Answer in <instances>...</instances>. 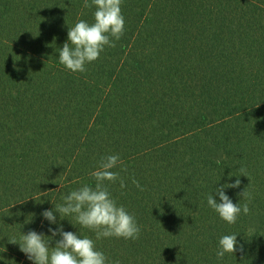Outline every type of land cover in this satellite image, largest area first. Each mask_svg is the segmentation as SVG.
<instances>
[{
	"label": "trees",
	"instance_id": "obj_1",
	"mask_svg": "<svg viewBox=\"0 0 264 264\" xmlns=\"http://www.w3.org/2000/svg\"><path fill=\"white\" fill-rule=\"evenodd\" d=\"M83 4L0 0V264H33L10 240L51 236L42 212L95 187L107 155L139 238L96 239L54 211L106 264H264V0H122L124 34L74 73L59 52L69 27L94 22ZM238 175L224 191L250 211L228 224L207 198ZM231 234L237 251L218 259Z\"/></svg>",
	"mask_w": 264,
	"mask_h": 264
},
{
	"label": "clouds",
	"instance_id": "obj_2",
	"mask_svg": "<svg viewBox=\"0 0 264 264\" xmlns=\"http://www.w3.org/2000/svg\"><path fill=\"white\" fill-rule=\"evenodd\" d=\"M121 3L122 0H91V3L89 0H84L85 8L96 6L94 22L89 24L79 20L73 27H69L68 41L59 52L60 63L71 72L83 73L86 71L87 64L99 58L105 46L115 47L112 38L119 40L125 31ZM121 163L119 155L102 157L97 170L92 173L96 180L95 187L84 185L66 195L64 203L54 206V210L48 209L42 212V216L50 224L58 225L56 228L49 227L51 236L31 230L23 234L20 241L12 239L10 242L18 243L20 250L30 261H33V264H106V257L96 249L94 240L88 236L81 237L76 232L64 231L54 211L59 213L61 220L73 216L77 224L93 231L96 239L102 237L138 239L141 229L134 216L129 214L122 205L116 203L105 183L106 181L115 183L119 180L120 187H126L119 173L112 171ZM241 174L248 177L243 169ZM240 175L234 183L222 184L215 189L219 201L213 194L207 198L208 205L228 224L236 223L241 211L244 214L250 211L248 203L241 207L238 203H233L224 191L225 188H238L241 183ZM132 183L143 190L135 178ZM238 195L251 200V194L245 189ZM57 236L60 238L55 239ZM53 239H55V245L50 246ZM237 244V234L222 236L216 252L217 258L223 259L225 253L235 254ZM240 250H243V245H240Z\"/></svg>",
	"mask_w": 264,
	"mask_h": 264
}]
</instances>
